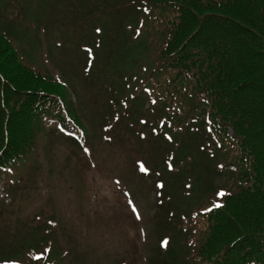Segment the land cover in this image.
Listing matches in <instances>:
<instances>
[{
    "label": "trees",
    "instance_id": "obj_1",
    "mask_svg": "<svg viewBox=\"0 0 264 264\" xmlns=\"http://www.w3.org/2000/svg\"><path fill=\"white\" fill-rule=\"evenodd\" d=\"M6 1L0 0V182L38 154L43 133L59 131L68 119L81 126L64 83L46 66L32 68L36 59L21 60L18 44L28 33L2 16ZM145 7L130 6L128 24L143 15L147 34L158 31L156 56L142 52V45L152 47L146 39L109 37L96 45L95 57L104 60L97 64L100 94L112 96L119 110L128 102L121 114L131 118L151 114L165 161L173 157L172 173L162 169L164 194L179 200L169 211L177 243L161 262L186 264L179 236L190 244L195 232V264H264V0H148ZM121 43L140 54L117 61L113 50ZM211 172L223 178L221 186L203 180ZM220 191L221 207H213L218 200L210 198Z\"/></svg>",
    "mask_w": 264,
    "mask_h": 264
},
{
    "label": "rangeland",
    "instance_id": "obj_2",
    "mask_svg": "<svg viewBox=\"0 0 264 264\" xmlns=\"http://www.w3.org/2000/svg\"><path fill=\"white\" fill-rule=\"evenodd\" d=\"M16 1L19 14L9 5L12 0L1 5L2 9H7L5 17L16 22H20L17 17L24 20L36 43L45 50L41 54L49 52V55L37 58V63L32 66H46L55 78H59L63 67L65 85L81 102L76 101L89 142L86 145L84 137L77 136L78 142L74 144L64 132L43 133L38 154L13 172L10 169L9 174L1 179L0 246L10 244L15 249L18 246L27 249L41 246L37 250H25L13 261H8L9 264L17 261L19 264L35 261L52 264L56 258L58 264H151L148 259L154 255V245L158 241L156 234L159 233V242L162 237L170 235L167 215L170 206L166 204L169 195L164 194L163 189L161 196L162 189L156 186L160 173L156 174L155 180L151 176L152 165L161 161L150 135L154 132L148 134V127L153 130L155 126L153 116L146 114L147 122L143 128L128 117L115 115L114 121L113 117H108L107 112L112 107L118 114L126 111L128 102L119 110L112 96L105 99L104 94L97 93L103 70L96 66V62L103 67L104 60H100L98 54L97 60L95 57L96 40L109 37L123 39L122 42L133 37L138 41L139 38L146 39L152 47L142 45V52L156 56L154 52L160 46L158 31L150 30L151 36L143 33L139 37L137 27L143 15L136 16L137 20L128 24L129 6L142 7L148 0H55V8L47 6L46 0ZM101 3L110 6L114 3L115 7L102 8ZM58 4L65 15L66 8L68 15L71 14L62 27L59 25ZM118 10L125 13L116 19ZM113 51L117 61L121 62L123 56L129 58L130 52L122 43ZM133 53L140 54V49ZM77 63L79 72L73 76L71 69ZM69 96L75 101L72 95ZM84 148L89 151L85 153ZM159 156L163 157V152ZM141 164L146 171L141 170ZM207 169V163L201 166V171ZM204 179L215 188L224 181L213 172ZM14 183L17 187L11 189ZM221 197L213 194L210 200L220 202ZM129 200L135 205L139 219L131 212ZM161 200L164 202L159 203ZM178 201L175 200V204ZM154 229L157 231L153 234ZM43 230L56 237V241L54 239L46 247H42L45 237L34 234H42ZM193 234L194 238L189 240L190 250L183 249L179 254L192 263L199 239L195 232ZM185 245L186 242L182 247ZM0 250L2 257L10 252L6 247H0ZM41 254V259H34Z\"/></svg>",
    "mask_w": 264,
    "mask_h": 264
},
{
    "label": "snow or ice",
    "instance_id": "obj_3",
    "mask_svg": "<svg viewBox=\"0 0 264 264\" xmlns=\"http://www.w3.org/2000/svg\"><path fill=\"white\" fill-rule=\"evenodd\" d=\"M99 31H100V29H97V32H99ZM169 139H171V138L169 137ZM83 151H84L85 153H87V152L89 151V149H88V148H84ZM141 170H142V171H146V169H144V167H143L142 164H141ZM158 186L162 187V185H158ZM217 194L220 195V196H224V195H225V193H224L223 191H220V192L217 193ZM125 195H128V194L125 193ZM128 203H129V205L131 206V211L136 215V218L139 219L140 216H139V213H138V211H137L135 205L132 203L131 200H129ZM213 207H217V208H218V207H221V205H220V204H215V205H213ZM210 210H211V209H208V208H205V209H204V211H210ZM46 251H47V250H46ZM41 258H42V254H41V255H38V256H36V257H34V259H37V260H39V259H41ZM5 264H9V262H5ZM11 264H19V262H18V261H17V262H11Z\"/></svg>",
    "mask_w": 264,
    "mask_h": 264
}]
</instances>
